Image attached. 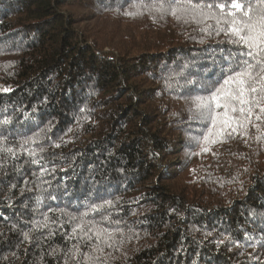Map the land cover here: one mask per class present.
<instances>
[{"label": "trees", "instance_id": "trees-1", "mask_svg": "<svg viewBox=\"0 0 264 264\" xmlns=\"http://www.w3.org/2000/svg\"><path fill=\"white\" fill-rule=\"evenodd\" d=\"M150 2L0 0V264H75L89 249L62 213L84 212L114 231L106 264H264V141L250 127L194 157L205 125L186 81L211 84L237 46L161 19L127 42L80 27L77 10Z\"/></svg>", "mask_w": 264, "mask_h": 264}, {"label": "snow or ice", "instance_id": "snow-or-ice-1", "mask_svg": "<svg viewBox=\"0 0 264 264\" xmlns=\"http://www.w3.org/2000/svg\"><path fill=\"white\" fill-rule=\"evenodd\" d=\"M133 7L135 12L125 14L138 15L147 11L160 17L171 15L183 23L203 25L200 29L202 32H215L216 35L222 33L228 38V43L237 46V51H230L227 57L228 67H221L211 84L201 80L186 81L193 85L191 91L197 93L190 96L191 119L205 125L202 137L197 139L200 152H210L212 145L237 135L248 137L250 127L257 132L255 139L264 141V0H151L150 3H137ZM9 90L2 89L4 92ZM4 123L9 121L5 120ZM37 142L36 138H25L20 148L29 156L36 157L35 151L24 146ZM5 143L7 137L0 136V145ZM2 150L12 156L16 155L13 148ZM31 162L39 164L40 160L34 158ZM51 198L56 199L54 196ZM111 204L110 200L102 204L93 203L89 205V210L98 212ZM62 214L68 215L69 220L75 222L69 239L79 237L89 249L82 252L78 245H74L69 250L75 264H106L105 248L114 247V231L104 227L100 221L86 219L88 212L79 216ZM48 220L49 217L45 215L44 221L37 222V226L48 227ZM28 236L27 232L24 233L25 239Z\"/></svg>", "mask_w": 264, "mask_h": 264}, {"label": "rangeland", "instance_id": "rangeland-1", "mask_svg": "<svg viewBox=\"0 0 264 264\" xmlns=\"http://www.w3.org/2000/svg\"><path fill=\"white\" fill-rule=\"evenodd\" d=\"M136 10H130V11H124L120 16H117V13H112L104 16H99L94 13H90L87 9H81L80 11L77 10V14L79 16L84 15L83 17V23L80 25V27L84 29H90L93 33V35H96V37L100 38L103 42H112L113 38H116L118 36H121V38L124 41L127 38L130 37V35L133 34V30H135L137 27L148 25L150 22L154 23L155 21L161 19L162 24L167 29H171V32H175V26L181 25L184 26H199L203 27V25H197L195 23H183L181 21L176 20L171 15H166L163 17H160L157 14H149L147 11H144L143 14L138 15H126L125 13L128 12H135ZM209 23H212V21H209ZM179 27V26H177ZM176 27V28H177ZM115 29L113 34H109L112 36V39H108L106 35L107 29ZM142 28V27H141ZM195 28V27H193ZM192 28V29H193ZM119 39V38H118ZM117 39V40H118ZM222 143H216L212 145L210 152H200V146L198 150L196 151L198 156H201L203 153L205 155L206 159L211 158V156L214 155L215 151H218L221 147ZM196 158V154L194 155Z\"/></svg>", "mask_w": 264, "mask_h": 264}]
</instances>
